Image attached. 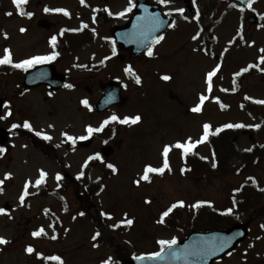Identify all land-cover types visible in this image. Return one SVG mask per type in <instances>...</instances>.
Instances as JSON below:
<instances>
[{
    "label": "rangeland",
    "instance_id": "obj_1",
    "mask_svg": "<svg viewBox=\"0 0 264 264\" xmlns=\"http://www.w3.org/2000/svg\"><path fill=\"white\" fill-rule=\"evenodd\" d=\"M8 12L13 15H6ZM26 24L25 17L18 15L16 6L11 5V0H0V57L3 56L5 48L12 50L14 62L50 53L49 47L42 43L44 33L20 32L21 28L27 27ZM166 44L167 42L160 47L165 51L160 58L150 61L146 66H132L135 74L141 76L139 85L131 75L106 78L102 74L85 76L87 72L82 74L70 65L58 64L62 70L73 69H69L68 81L73 88L65 87L57 92H50L46 87L23 91L20 69L12 74H0V97L10 104L12 112V116L1 119L0 126L9 129L13 124L28 121L34 129L49 132L53 137L50 141L53 150H43L27 136L11 134L8 145L6 144L8 154L0 155L2 163L0 178H3L5 173L12 174V178L3 184V192H0V208H3L6 202L15 207L7 211L8 215L0 216V236L16 240L13 248L6 252L7 264H28V261L33 260L24 255L22 238L17 240L19 235L17 222L22 212L24 219L37 217V222L44 223L43 227L48 235L46 240H43L41 249L48 255H59L64 264H101V261L109 256L118 261V264H123L134 255H147L160 250L156 243L160 239L182 240L186 235L185 228H188L189 232L193 230V220L197 215L196 209L190 207L191 205L208 201L212 203V207L223 211L233 208L235 215L237 212L233 200L238 195L236 189L244 186L256 190L264 188V155L258 159L251 157L249 162H245L247 157L243 151L255 147L264 148V135L262 136L264 109L253 114L240 105L241 101L253 105L254 100H264V82L250 80L251 88L248 95L252 98L250 100L245 99L243 95L241 97L218 95L215 90L222 83L221 81L216 83L217 85L214 83L213 93L205 102L202 112L193 113L190 109L199 102L197 94L201 92V81L199 78L187 80L184 74L190 72L193 75L196 71L195 66L190 68L189 65H178V76L171 77L173 66L167 59L169 48ZM245 66L246 64L243 68ZM214 67L215 62L209 60L208 72ZM158 74L169 75L171 79L163 82L158 78ZM224 75L226 84H231L235 80V77L225 69ZM113 77L121 79L124 83L123 94L127 96V102L121 107L111 106L103 113L94 112L92 104L101 97V83ZM229 89L234 90L232 84ZM170 90L178 95L179 101L169 99ZM217 97L226 105L225 108L221 109L215 102ZM85 99L88 100L91 111L81 103ZM4 111L3 116L8 109L5 108ZM112 115H117L121 119L140 115L142 119L136 125H123L117 122L108 124L102 132L92 135L95 140L87 148L78 146L73 148L71 142H64L62 133L67 132L77 137L86 135V127H99ZM205 123L211 124L213 130L226 123H243L250 126L259 124L261 127L258 130L255 127L239 129L232 138L226 139L229 154L220 160L222 164L224 163L220 171L215 172L217 167H212L213 154L210 143L206 142L195 149L198 157L195 154V159L187 162L186 159H190L191 154L182 159L181 150L173 149L169 153L171 172L166 171L163 176L151 174V182L141 181L139 186L134 183L141 177L146 165L162 166L161 153L165 145L183 142L188 137L193 141L198 140ZM49 125L54 127L50 128ZM225 135L222 132L214 136L213 140L220 138L221 142ZM105 141L107 143H104ZM58 142L59 147L56 146ZM222 143L226 144V141ZM105 145L113 148L108 158L103 157L101 153V148ZM96 153H100L106 163L115 165L118 171L113 173L105 167L106 163L93 161V164H97L94 166L89 164L90 169H84L85 176L77 180L76 176L85 160ZM201 157L207 158L204 159L205 162H200L203 161ZM102 165L105 171L102 170ZM185 168L190 171L182 174L181 169ZM41 169L48 173L45 183L49 188L58 186L55 180L57 173L64 177L59 182L60 200L53 196L40 197V194L31 201L29 208H22L24 205L20 206L19 197L24 184L29 180L34 184ZM67 174L72 176L73 180ZM248 177H254L256 185H253ZM95 183L103 184V191L100 189L96 191L98 185ZM89 184H93L94 192L87 189ZM36 189L30 187L29 191L34 193ZM178 201H184L185 207L174 209L165 218L164 224L157 223L163 211ZM262 205L264 206V198ZM44 207L50 208L51 211L47 214L41 212ZM81 211L85 213L82 217L78 215ZM207 211L205 210V213ZM101 212L111 214L114 219L102 217ZM125 213L128 218L134 220L133 226L130 228L122 226L113 230L110 225L124 219ZM203 214L196 219L198 223L202 220ZM56 216L60 217V239L53 241L48 238L54 235L49 225L53 224L54 219L58 222ZM73 216L76 217L75 220ZM11 217L13 219H10ZM246 218H249L245 217L247 222ZM262 224L264 215L250 223L249 236L239 249L216 264H254L262 258L264 256V229L260 227ZM97 231L101 232V236L93 241L92 236ZM20 232L22 233L23 229ZM93 244L99 246L93 247ZM17 245L20 247L15 248ZM120 251L124 254V259H121ZM3 256L4 254L1 258Z\"/></svg>",
    "mask_w": 264,
    "mask_h": 264
},
{
    "label": "flooded vegetation",
    "instance_id": "obj_2",
    "mask_svg": "<svg viewBox=\"0 0 264 264\" xmlns=\"http://www.w3.org/2000/svg\"><path fill=\"white\" fill-rule=\"evenodd\" d=\"M128 3L129 0H85V4L82 5L80 0H28L23 9L26 13L31 12L33 15L31 17L23 16L27 21V27L23 28L26 29L25 32L40 31L44 33L42 43L49 47L50 53L53 51L50 39L52 36H56L55 51L59 53V56L52 62H55L56 65L60 64V66L70 65L81 73L87 72L84 74L85 76L102 74L104 78L108 76L128 77L129 74L124 71L126 67L146 66L150 61L160 58L165 52L160 47L167 42L166 47L169 48L167 59L173 66L171 76H178V65H189L190 68L195 66L196 71L193 75L188 72L184 76L187 80L190 78V81L200 79L202 86L201 92L197 94L198 98L200 94L206 93L205 79L209 60L215 62V66L221 65V71L214 79L215 84L220 81L222 83L215 90L218 95L248 97L251 88L250 80L257 79L264 82V72L256 68L250 69L238 77L235 75L240 72L238 70H241L243 65L246 64L245 67H247L249 64H257L259 56L262 55L259 49L264 48V28H261L260 25L264 24V20H261L260 16L264 15V0H255L253 4L255 11L247 7V0H195V3L193 0H172L167 7L159 4L157 0H133L136 5L133 11L123 18L118 17L116 14L124 11L128 7ZM11 5L14 6L13 0H11ZM231 5H235V7ZM139 7L142 12H146V9V13L150 14L161 10L165 18L170 19V22H176L175 28H166L162 34L165 39L160 44L152 45L154 53L152 57L147 55V50L141 52L135 49L139 48L142 37L136 35L134 31L139 32L141 27H137V29L130 27V21ZM45 8L64 9L70 15L65 16L63 12H45ZM180 8L185 9L184 15L188 17L187 20L177 12H173L171 17L164 15L169 10ZM241 8L243 11L240 10ZM105 9H108L113 15H109ZM197 11L199 12L198 19L196 18ZM93 17H95V23H93ZM164 17L160 18L164 20ZM82 23L88 24L89 27L83 31H66L63 36L60 35L62 29H79ZM143 23L141 21L142 25ZM241 27L243 40L238 35V30ZM92 29H95V33ZM198 32L200 39L192 40V36ZM117 35L120 45L117 43ZM113 42H115L116 55L112 54ZM194 49L199 50L194 51ZM108 57L110 59H106ZM189 62L191 64H186ZM77 65L86 67H77ZM260 68H264V65H260ZM69 69L71 68L60 69V71L70 77ZM224 69L235 77L233 80L235 84L231 83L234 90L229 89L231 84L224 82ZM161 75L158 74V78L161 79ZM221 89L228 91H221ZM177 101L179 100H175V102ZM93 138L95 140V137ZM33 140L43 141L39 137L37 140L35 138ZM30 199L29 197L28 200ZM34 199L33 197L31 201ZM23 214L24 212L21 213L17 222L19 226L17 240L22 238L24 251L27 246L31 245L41 253L44 239L43 237L34 238L31 233L45 225L44 223L40 224V221L37 222V217L24 219ZM21 229H23L22 233ZM8 241H10L9 244L0 245V264H7L6 252L13 248L12 246L16 242L11 239ZM18 247L20 245L15 248ZM3 254L4 256L1 258ZM28 264H43V260L36 258L28 261ZM254 264H264V256Z\"/></svg>",
    "mask_w": 264,
    "mask_h": 264
},
{
    "label": "snow or ice",
    "instance_id": "obj_3",
    "mask_svg": "<svg viewBox=\"0 0 264 264\" xmlns=\"http://www.w3.org/2000/svg\"><path fill=\"white\" fill-rule=\"evenodd\" d=\"M157 2L161 5H164L165 7H167L172 0H157ZM255 0H247V7L249 9H251L252 11H255V9L253 8V4H254ZM28 3V0H13V4L16 6V8L19 11V14L21 16L27 15L28 17H31L33 14L31 12H25L23 10V6L26 5ZM80 3L82 5L85 4V0H80ZM193 3H195V0H193ZM232 7H235V5H231ZM136 7L135 3H133V0H129L128 3V7L124 10L121 11L119 13H117L116 15L120 18L125 17L128 13H131L133 11V9ZM241 11H243V9H240ZM45 12H63V14L65 16H69L70 13L67 10L64 9H49V8H45L44 9ZM106 12H108L109 15H113L108 9H105ZM145 11L147 12V10L145 9ZM173 12H177L179 13L185 20L188 19V17L186 15H184L185 13V9L180 8V9H175V10H169L168 12H165L164 15L171 17L173 15ZM6 15L11 16L13 15V13L8 12L6 13ZM196 18H199V12L197 11L196 13ZM138 21H142L144 22L143 25L141 26V32H140V36L142 37V39L140 40L141 43H145L147 42L148 44V49H147V55L149 57L153 56V50H152V45H157L160 44L164 39L165 36L164 35H153L154 33H156L157 31H159L162 27H164L165 25V21L162 20L160 18V14L156 13V14H149L143 17H138L137 18ZM261 20H264V15L260 16ZM93 23H95V17H93ZM168 27H172L175 28L176 27V22L175 21H171L168 25ZM89 26L86 23H82L81 27L79 29H62L60 32V35L63 36L64 32L66 31H73V32H77V31H83L84 29H87ZM261 28H264V24L260 25ZM26 29L25 28H21L20 32L23 33L25 32ZM93 33H95V29H92ZM202 31V30H201ZM5 35V39L8 38L7 33L4 34ZM238 35L240 37L241 40H243V30L242 27L240 30H238ZM200 39V34L199 32L196 35L192 36V40H198ZM232 43V42H230ZM252 44L254 45V42H252ZM50 45L53 49V51L48 54V55H36V56H32L30 58L27 59H23L19 62H14L13 60V53L12 50L9 48H5L4 49V54L2 57H0V66H11L12 68L15 69H22L23 71H28L31 68H34L36 65H40V64H45V63H50L54 60L57 59V57L59 56V53L57 51H55L56 46H57V37L56 36H52L50 39ZM252 46V45H249ZM199 49H194V51H198ZM227 51V50H226ZM259 52L262 53V55L259 56V62L257 64H249L247 67L243 68L240 72H237L235 75L238 77L240 75H242L243 73H247L250 69L256 68L259 69L260 71L264 72V68H260V65H264V48L259 49ZM112 54L116 55V48H115V42H113V48H112ZM207 54V53H205ZM106 59H110V57L106 58ZM103 63V62H102ZM77 67H86L85 65H77ZM125 73L131 75L134 77L135 83L137 85L141 84V77L137 74H135L132 66H128L124 69ZM221 71V65L217 64L211 71L206 73V79H205V83H206V93L207 94H200L199 96V102L190 109L191 112L193 113H201L203 110V107L205 105V102L208 101L210 99L211 94L213 93V87H214V78L217 77V74ZM162 80L164 81H169L171 79V77L169 75H163L161 77ZM233 83L235 84V81H233ZM64 87L66 88H73L72 84H65ZM221 91H228L227 89H221ZM49 95H52L51 93H49ZM245 99H252L251 97H245ZM215 102L217 104L220 105L221 109L225 108L226 105H224L223 103L220 102L219 98H215ZM256 104H260V105H264V100H254L253 101ZM81 103L87 107L90 111H91V106L89 105L88 100H82ZM4 108L8 109L6 115L4 116H0V119H7L8 117L12 116V112L10 109V104L5 103L3 105ZM141 116L140 115H136L134 117H124V118H120L117 115H112L111 117H109L108 119H106L99 127H92V126H88L86 127L85 131H86V135H81V136H73V135H69L67 132L62 133L63 137L65 138L64 142H71V145L74 146L76 145L77 141H86L88 140L94 133H99L102 132L104 130V128L112 123V122H117L119 124H123V125H136L138 123H140L141 121ZM23 127L29 131H33V127L31 125L30 122L25 121L23 123V125L20 124H13L12 128L16 129L19 127ZM49 127H54L53 125H49ZM245 127H255L257 129L260 128V125H245L243 123H226L220 127H217L215 130L212 129V125L209 123H205L203 124L202 128H203V133L200 136V138L198 140L193 141V139L191 137H188L185 141L181 142V141H177L175 144L172 145H165L163 147L162 150V158H163V162H162V166L161 167H154L152 165H146L144 167L143 170V174L141 175V177L139 179H137L136 181H134V183H136L137 186L140 185L141 181H146V182H151V174H156V175H160L163 176L165 174L166 171L171 172V166L169 163V153L173 150V149H179L181 150L182 153V159H186L190 154L195 155V149L201 145L204 144L206 142L209 141V137L210 136H218L220 133L224 132L226 129H243ZM35 135L37 137H41L43 140L45 141H51L53 139V137L51 135H48L46 133H42L40 131L35 132ZM104 143H107V141H105ZM57 147H59L60 145H56ZM26 147V146H25ZM245 151H252L251 148L249 149H245ZM7 152V149L4 147H0V155L4 154ZM201 159H207L206 157H201ZM92 161H99L100 163H106L103 160V157L101 156L100 153H96L94 155H90L84 162V164L82 165V169L79 172V174L76 176L77 180L82 179L85 176V172L84 169L88 168L89 163ZM106 167L108 169H110L113 173H116L118 170L116 168L115 165H113L112 163H106ZM212 167L215 168L217 167V164L215 163V154L213 153V163H212ZM186 171H190V169H181L182 174ZM48 177V173L41 169L39 170V178L34 182L32 181H26L24 184V188H23V192L19 197V204L20 206H23L25 203V198L28 197L30 195L29 192V188L30 187H35V188H40L41 185H43L46 182V179ZM12 178V174L11 173H6L3 179H0V186H2L6 180H10ZM90 178V177H89ZM64 179V177L60 174L57 173L55 175V180L57 181V184L59 186V182L62 181ZM99 179V178H98ZM248 180H250L252 182L253 185H256L257 181L254 177H248ZM243 187V186H242ZM242 189H236V192L241 191ZM100 191H103V187H101ZM260 191H264V188H261ZM0 192H3V188L0 187ZM99 194V193H98ZM146 203H151V201H145ZM233 203L236 204L237 201L234 199ZM205 205H207L208 207H212V203L208 202V201H200L197 202L193 205H191L190 207L195 208V209H200L202 207H204ZM183 208L185 207V203L184 201H178L177 203L172 204L170 207H168L165 211H163L160 219L157 221V223L159 224H164L165 223V218L168 217L174 209L176 208ZM67 210V208L65 207V211ZM50 210L46 209L45 210V214H47ZM9 213L7 212L6 209L0 208V215H8ZM233 214V208H229L227 209L226 212L222 213V215H232ZM79 216H84L85 213L83 211L78 213ZM100 215L102 217H105L108 220H112L114 219L113 216L109 213H105V212H101ZM73 220L76 219L75 216L72 217ZM134 224V220L131 218L127 217V214L125 213L124 219H122L119 222H116L112 225H110V227L115 230V229H119L122 226L125 227H132ZM49 227H53V225H49ZM261 229H264V224L260 225ZM31 235L34 238H39L42 236H47L48 233L45 231V229L43 227L39 228L36 231H33L31 233ZM237 235H243L242 233H238ZM101 236V232L97 231L95 232V234L92 236V240L96 241L99 237ZM52 240H56L57 236L56 235H52L51 236ZM257 239H260V237H257ZM10 241H8L6 238L4 237H0V245H7L9 244ZM159 247L160 250L153 252L151 254H147V255H134V259L137 261H144V260H157V259H163L165 257L166 254V250H168L167 255L171 256L172 258L175 259H179L180 258V253H178L177 251H174V246L177 245L178 241L173 238V239H160L156 242ZM231 244L230 240H221L219 243L213 244L207 248H203V249H194L192 251H188L187 249H185L184 252V256L185 258L188 255H192V256H200V255H204V254H215L216 252H223L227 247H229ZM98 244H93V247H98ZM251 246V245H250ZM26 253L29 255H32L33 253L36 254L38 259L44 260V261H54L56 262V264H64V261L62 260V258L59 255H52V256H45L43 253L37 252L36 249L29 245L26 247L25 249ZM227 255L231 256L232 253L228 252ZM101 264H118V261L114 260V258L112 256L107 257L106 259H104L103 261H101Z\"/></svg>",
    "mask_w": 264,
    "mask_h": 264
},
{
    "label": "water",
    "instance_id": "obj_4",
    "mask_svg": "<svg viewBox=\"0 0 264 264\" xmlns=\"http://www.w3.org/2000/svg\"><path fill=\"white\" fill-rule=\"evenodd\" d=\"M160 16L161 13L159 12ZM148 15L146 12H142L141 8H137L135 16L130 22V27H141V21H138V17H143ZM167 23L165 22L164 27L153 35H159L163 32ZM141 29L139 32L136 30L134 33L140 35ZM118 43L120 45V39L118 38ZM139 50L143 52L148 48L147 42L142 45L140 42ZM137 49V48H135ZM67 76L65 74H59L56 71V67L52 64L41 65L35 67L31 70H28L25 73L24 85L27 88H36L41 85H47L52 90H58L64 87L67 83ZM101 88L103 95L101 99L94 103V108L98 113L105 112L108 108L113 105L123 106L127 102V98L122 94V83L118 80H109L106 83H101ZM170 98H176V94L172 91L169 93ZM3 110V100L0 99V116ZM7 133L0 129V144L4 143L6 140ZM93 139H88L86 141H80L79 144L82 147H88L92 143ZM103 153L105 156H109L112 153L111 147H104ZM249 229L248 226L244 223L234 225L228 229H216L206 232H192L189 236L174 246V251L180 253V258L175 259L167 255L168 250H166L165 257L163 259L157 260H144L137 261L134 258L126 261L124 264H213L216 260L221 259L227 255L228 252H232L236 247L241 243L248 235ZM242 233L243 235H237ZM221 240H230L231 244L223 252H216L215 254H204L200 256L188 255L186 258L184 256L185 249L189 252L194 249H203L207 248L213 244L219 243Z\"/></svg>",
    "mask_w": 264,
    "mask_h": 264
},
{
    "label": "trees",
    "instance_id": "obj_5",
    "mask_svg": "<svg viewBox=\"0 0 264 264\" xmlns=\"http://www.w3.org/2000/svg\"><path fill=\"white\" fill-rule=\"evenodd\" d=\"M246 106L248 108H250L249 110L251 112H255V113H260L264 109L262 106L260 107L257 104L251 105L250 103H247ZM263 135H264V132H263L262 136ZM224 138L225 139L223 141H226V144H227V142H228L227 140L229 138H231V136L225 135ZM219 140H220V138H218V140L216 138H214V140L213 139L211 140V145L213 148V152L215 154V162L217 164V168H216L217 170H214L215 172L223 169L224 163L222 164L220 160L225 159V157L229 154L228 144L226 146V144L222 143L223 141L220 142ZM243 151L245 152L244 153L245 157H247V160H244L245 162H249L251 160V157H253L254 159L256 157V159H258L264 155V148L263 147L262 148L255 147L250 152L245 151V150H243ZM95 164H97V163H95ZM95 164L91 163V166H94ZM204 164L205 163H203V165ZM101 167H102V170H104V168L106 166L104 167V165H102ZM95 184L98 185V186H96L97 187L96 191L101 189V187H103V184H97V183H95ZM92 186H93V184L88 185V187H90L89 189H91L92 192H94ZM241 189L242 190L238 192L237 197H235V200L237 201V203L234 204L236 212H237L235 215L234 214L222 215V213H224L226 211H223L217 207H208L207 206L202 211L199 210L196 212L197 215L195 216V218L193 220L194 225H193L192 229L193 230L194 229L206 230V229H214V228H226V227H229L233 223L245 221L246 216L249 218V219L246 218L247 222H249V223H252L253 221H255L260 216H263L264 215V206L262 205V200L264 198V191H260V189L256 190L253 188L247 189V187H245V186ZM205 210H208L207 213H205ZM176 213L179 214V211H177ZM202 214H203L202 220L198 223V220H196V219L198 218V216H201ZM173 215H175L177 218V215L175 213H173ZM175 224H176V220H175ZM184 231L186 233H188L189 229L185 228ZM123 255L124 254H122V252L120 251L121 259H124Z\"/></svg>",
    "mask_w": 264,
    "mask_h": 264
}]
</instances>
